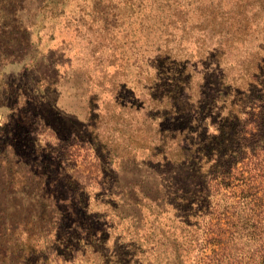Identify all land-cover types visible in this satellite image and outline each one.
Segmentation results:
<instances>
[{"label":"rangeland","instance_id":"374dc122","mask_svg":"<svg viewBox=\"0 0 264 264\" xmlns=\"http://www.w3.org/2000/svg\"><path fill=\"white\" fill-rule=\"evenodd\" d=\"M262 198L264 0H0V264H245Z\"/></svg>","mask_w":264,"mask_h":264},{"label":"trees","instance_id":"16d2710c","mask_svg":"<svg viewBox=\"0 0 264 264\" xmlns=\"http://www.w3.org/2000/svg\"><path fill=\"white\" fill-rule=\"evenodd\" d=\"M258 197V196H257ZM254 209L253 210H258L257 216L256 218H254L255 220H253L252 222V227H260L264 225V221H263V217L262 215L264 214V199L262 198V201H260V203H256L253 205ZM248 223V222H247ZM247 240L249 241H253L255 240L257 243L260 244V247L258 250V252H253L250 254L246 255V263L245 264H264V232H258L255 233L253 235H249L246 237ZM230 240L228 239V237H220L219 239V243L222 245L223 244V248L226 247L227 244H229ZM220 248H222V246H220ZM217 254L219 255V253L217 252ZM259 255V258H256L255 255Z\"/></svg>","mask_w":264,"mask_h":264}]
</instances>
